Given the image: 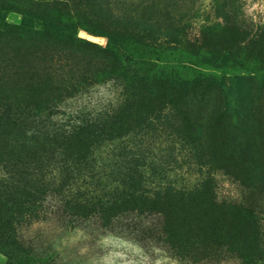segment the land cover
Listing matches in <instances>:
<instances>
[{"label": "trees", "instance_id": "1", "mask_svg": "<svg viewBox=\"0 0 264 264\" xmlns=\"http://www.w3.org/2000/svg\"><path fill=\"white\" fill-rule=\"evenodd\" d=\"M111 3L116 4V10L111 9ZM162 8L156 0H0V12L11 9L20 15L17 25H6L2 32H10L14 47L13 55L0 61V79H11L14 84L1 89L0 97L3 264H72L50 248L33 246L17 233V226L41 219L48 202L69 223L92 220L109 227L115 220L128 218L130 223L126 221L125 226L176 251L215 244H205L208 242L202 238L215 241V235L192 236L183 210L187 201L184 199L198 194L203 183L185 189V193L176 191L170 185V169L165 164L170 162V153L153 155L152 149H157L154 141L143 136L135 139V128L150 124L146 123L150 117L144 109L134 113L136 107L127 106L124 98L120 105L106 111L67 120H52L47 111L52 102L74 88L71 84L68 90V85L55 80L69 50L78 54L74 56L83 73H121L128 71L127 66H154L165 70L164 77L170 78V50L181 52L192 44L185 40L188 45L170 47V20L174 22L170 2L163 13L167 16L164 25H158L151 16L153 9L161 12ZM222 10L221 28L226 33L216 36L228 43L229 52L238 51L242 56L244 42L263 43L262 22H257L251 32H242L239 30L244 27L236 12L224 7ZM179 23L182 21L177 20L178 27ZM79 30L103 36L104 47L82 39ZM113 49V59L100 57V53ZM174 68L200 73L184 64ZM137 73H130L136 82ZM159 126L158 145L168 147L169 119L165 117ZM131 214L145 216V223L133 222ZM250 219L255 223L254 216ZM250 239L251 264H264V246L258 234H252Z\"/></svg>", "mask_w": 264, "mask_h": 264}, {"label": "rangeland", "instance_id": "2", "mask_svg": "<svg viewBox=\"0 0 264 264\" xmlns=\"http://www.w3.org/2000/svg\"><path fill=\"white\" fill-rule=\"evenodd\" d=\"M156 1L163 7L161 12H151L158 25L166 22L163 13L170 2V17L174 19L170 20V47L188 45L185 40L192 44L181 52L170 50V78L164 77L165 70L154 66H127L128 71L121 73H83L74 56L78 54L69 50L55 80L68 85V90L71 84L74 88L52 102L47 111L52 120H67L106 111L120 105L124 98L127 106L136 107L134 113L144 109L150 117L146 123L150 124L136 127L135 139L143 136L154 141L157 149H152L153 155L170 153V162L165 164L170 169V185L176 191L185 193V189L203 183L198 194L184 199L183 210L192 236L215 235V241L199 235L208 242L205 244H215L176 251L125 226L126 221L130 223L128 218L115 220L109 227L92 220L69 223L49 202L41 219L17 226V233L33 246L50 248L72 264H251L250 236L258 234L264 246V40L244 42L240 56L238 51L229 52L228 43L216 34L226 33L221 28L223 7L238 15L244 27L239 31L251 32L257 22L264 24V0ZM111 9L116 10V4L111 3ZM19 16L11 9L0 12V61L13 55L10 32H2L6 25H17ZM177 20L182 21L179 27ZM78 34L104 47L103 36L83 30ZM114 51L107 50L100 57L113 59ZM179 64L200 73L175 69ZM134 70L138 72L137 82L130 76ZM0 86L2 98L1 89L14 84L11 79H0ZM152 117L157 120L152 121ZM165 117L170 121V144L163 148L164 143L158 145L156 129ZM128 134L131 136L130 131ZM129 218L143 224L146 221L145 216L131 214ZM4 261L0 253V264Z\"/></svg>", "mask_w": 264, "mask_h": 264}]
</instances>
